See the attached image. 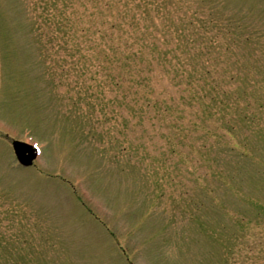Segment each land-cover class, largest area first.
Listing matches in <instances>:
<instances>
[{"label":"rangeland","instance_id":"1","mask_svg":"<svg viewBox=\"0 0 264 264\" xmlns=\"http://www.w3.org/2000/svg\"><path fill=\"white\" fill-rule=\"evenodd\" d=\"M175 1L158 29L189 37L184 68L222 102L178 120L76 2L0 0V264H264V0ZM13 139L40 146L34 166Z\"/></svg>","mask_w":264,"mask_h":264},{"label":"trees","instance_id":"2","mask_svg":"<svg viewBox=\"0 0 264 264\" xmlns=\"http://www.w3.org/2000/svg\"><path fill=\"white\" fill-rule=\"evenodd\" d=\"M61 1L65 7L68 6L73 10L75 8L71 6L72 3L76 2L78 4L79 22L88 21L90 23V29L98 35L101 46L107 47L113 54L110 59L111 62L128 70L132 78L131 82L140 84L147 91V97L151 99V102L159 104L160 100L163 99L162 103L167 105L165 111L168 112L170 117H176L173 113L177 112L178 116L175 120H178V117H183L189 109L199 108V105H202L203 113L210 111L211 109L209 106L207 107L205 99L211 96H214L213 100L218 107H221L222 102L219 100L221 89L210 84L209 79L212 78V75L207 72V69L204 70L199 79V73L195 75L192 70L184 68V65L193 61L192 53L185 51L189 46V37L184 35L185 39H180L177 35H172L168 39L165 31L158 29L161 28V24L158 22L156 15L160 14L166 2L177 4L175 0ZM128 16H131V22L125 24L122 21ZM98 25H101V28L106 27L109 34L104 32L103 29H95ZM149 25L152 26L151 29L146 27ZM73 27L71 12L69 11L68 15L66 13L62 14L58 31L69 33L68 31ZM165 28L167 29V27ZM78 30L85 31L82 27H78ZM107 36L110 40L109 47L102 42ZM163 40H166L169 47L163 43ZM236 45L237 40L231 38L225 47L226 51L224 53H232L235 51ZM178 47L183 49L184 52L178 53ZM212 48L216 49V47ZM169 52L175 53L176 56H169ZM210 55L211 52L208 51L206 62L209 61ZM115 58H118L119 62L115 61ZM203 58H205L204 54H197L198 60H203ZM225 59H228V57L217 59V65L225 62ZM172 60H175L173 65L171 64ZM180 72L187 74V76L183 79L180 78ZM198 81H200L199 84ZM193 85L196 88H193ZM167 87H170L173 91H168ZM174 94L179 96L178 102L173 99ZM148 98L146 102L150 104Z\"/></svg>","mask_w":264,"mask_h":264},{"label":"water","instance_id":"3","mask_svg":"<svg viewBox=\"0 0 264 264\" xmlns=\"http://www.w3.org/2000/svg\"><path fill=\"white\" fill-rule=\"evenodd\" d=\"M13 147L20 163L24 166L32 165L33 160L35 159V151L32 148L18 141L13 142Z\"/></svg>","mask_w":264,"mask_h":264}]
</instances>
